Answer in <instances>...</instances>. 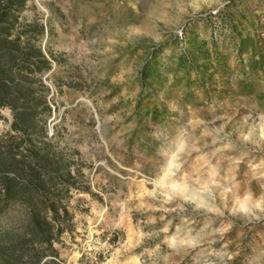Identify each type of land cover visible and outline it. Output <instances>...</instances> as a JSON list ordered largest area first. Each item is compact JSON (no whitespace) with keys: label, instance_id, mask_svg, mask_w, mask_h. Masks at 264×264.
I'll list each match as a JSON object with an SVG mask.
<instances>
[{"label":"rangeland","instance_id":"1","mask_svg":"<svg viewBox=\"0 0 264 264\" xmlns=\"http://www.w3.org/2000/svg\"><path fill=\"white\" fill-rule=\"evenodd\" d=\"M7 16L0 158L22 139L19 169L69 181L49 192L69 217L40 264H264V0H27ZM26 222L24 204L0 211V233Z\"/></svg>","mask_w":264,"mask_h":264},{"label":"trees","instance_id":"2","mask_svg":"<svg viewBox=\"0 0 264 264\" xmlns=\"http://www.w3.org/2000/svg\"><path fill=\"white\" fill-rule=\"evenodd\" d=\"M26 1L4 0V5L0 8V25L3 26L5 34L2 42L5 43L14 28L13 21L8 19L7 14L14 15L15 10L21 11ZM35 54L37 58L44 57L40 50ZM42 105L46 109L44 102ZM16 128L14 125V129ZM20 129L22 135L27 132V127L21 126ZM21 140L16 141L8 149L11 155L10 159L0 158V181L4 188L3 198H0V211L4 210L11 201L24 204L27 210V222L21 226L20 231L8 230L0 233V264H40L42 259L48 256L42 252L40 245H44L51 256H57L53 242L58 241V236L62 232L59 219L60 217H69L65 207L62 208V216L59 215V200L55 194L52 201L49 198L57 185L56 182L69 183L67 175L57 164L39 172L35 171L36 169L28 170V166L26 167L27 171H23L22 166L19 169L18 161L14 157L17 149L22 145ZM35 153L33 150L21 156L33 158ZM8 173H14L16 178L8 177ZM42 187L45 188L44 198L43 194H40ZM47 217L50 218V221H47Z\"/></svg>","mask_w":264,"mask_h":264}]
</instances>
